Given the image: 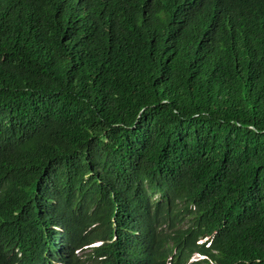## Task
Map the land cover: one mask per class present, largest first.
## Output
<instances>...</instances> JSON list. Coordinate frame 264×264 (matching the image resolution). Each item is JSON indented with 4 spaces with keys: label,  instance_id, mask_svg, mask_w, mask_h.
I'll return each instance as SVG.
<instances>
[{
    "label": "trees",
    "instance_id": "obj_1",
    "mask_svg": "<svg viewBox=\"0 0 264 264\" xmlns=\"http://www.w3.org/2000/svg\"><path fill=\"white\" fill-rule=\"evenodd\" d=\"M167 262L264 264V0H0V264Z\"/></svg>",
    "mask_w": 264,
    "mask_h": 264
},
{
    "label": "clouds",
    "instance_id": "obj_2",
    "mask_svg": "<svg viewBox=\"0 0 264 264\" xmlns=\"http://www.w3.org/2000/svg\"><path fill=\"white\" fill-rule=\"evenodd\" d=\"M207 239L208 238H204V239H200V241L199 242H205V241H207ZM100 244V242H96V243H93V245H99ZM210 244V242H207V246ZM76 252H78V251H76ZM200 255V254H199ZM200 259V258H199ZM168 264H170L169 262H167Z\"/></svg>",
    "mask_w": 264,
    "mask_h": 264
},
{
    "label": "rangeland",
    "instance_id": "obj_3",
    "mask_svg": "<svg viewBox=\"0 0 264 264\" xmlns=\"http://www.w3.org/2000/svg\"><path fill=\"white\" fill-rule=\"evenodd\" d=\"M202 257L203 256H201L199 254H195L191 260H197V259L202 258Z\"/></svg>",
    "mask_w": 264,
    "mask_h": 264
},
{
    "label": "bare ground",
    "instance_id": "obj_4",
    "mask_svg": "<svg viewBox=\"0 0 264 264\" xmlns=\"http://www.w3.org/2000/svg\"><path fill=\"white\" fill-rule=\"evenodd\" d=\"M63 202V201H62Z\"/></svg>",
    "mask_w": 264,
    "mask_h": 264
}]
</instances>
